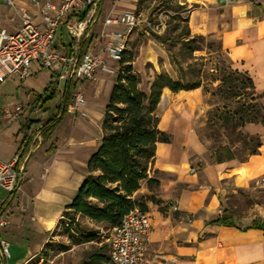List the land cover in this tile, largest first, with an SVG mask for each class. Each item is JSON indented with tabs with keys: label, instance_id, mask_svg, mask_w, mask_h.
<instances>
[{
	"label": "crops",
	"instance_id": "1",
	"mask_svg": "<svg viewBox=\"0 0 264 264\" xmlns=\"http://www.w3.org/2000/svg\"><path fill=\"white\" fill-rule=\"evenodd\" d=\"M181 2L188 7L186 20L190 33L218 39L230 67L251 78L264 108V0ZM13 3L14 6L2 3L1 16L7 25L0 28L7 31L17 28L20 22L16 13L18 6L26 7L34 15L33 21L39 23L32 0H13ZM133 5L129 0H101L93 13L88 35L76 41L61 23L56 29L52 50L62 57L74 58L86 49L94 50L107 39L103 37L99 42L98 38L104 18L111 13L133 11ZM71 18L74 16L68 15L67 19ZM146 55L142 64L150 60L153 63L150 71L158 73L156 52L149 48ZM106 63L111 67L117 64L108 59ZM71 66L58 60L51 69L45 68L44 94H33V99L26 102L27 113L24 107L13 109L20 111V116L13 122L6 121L1 114L5 126L0 131V159L7 161L19 154L18 167L22 169V176L11 194L0 187V218L6 222L0 226V239L7 242L9 252L7 258L0 254V264H28L33 257L41 255L43 244L47 245V233L57 226L63 209L70 203L84 177L86 161L101 137L102 111L114 79L106 85L102 102L96 104L90 90L109 75L98 69L92 75L95 82L85 89L90 77L83 84L84 96L87 95L83 111L87 118L78 113L73 116L76 119L75 137L78 139L84 128L95 126L100 129L97 141L81 155L77 149L75 152H68L69 149L58 150V153L51 151L56 131L62 127L64 131L67 126V112L58 114L60 118L49 136L43 138L40 133L41 124L56 107L57 97L60 96L59 102H63ZM42 68L40 58L32 59L30 76H35ZM7 78L25 86L31 84L26 80L28 77L20 79L10 75ZM200 89L171 91L163 88L160 95L157 126L168 133L170 139L157 142L155 146L151 167L158 171V185L154 190L158 202H145L150 230L144 258L150 264H264V231L241 229L246 225L240 226V217L232 214L223 203L228 194L248 189L250 184L256 185L259 174L264 173V123L248 122L242 126L247 134L258 135L257 153L248 155L244 161L213 162L208 143L198 135L200 124L195 123V110L202 98ZM69 99L66 98L68 104ZM3 131L6 133L4 138ZM61 139H64L63 134ZM78 144L77 148L84 147L82 140ZM137 192L149 193L144 182ZM223 211L232 215L235 225L209 223ZM6 235L14 242L26 244L25 248L9 242ZM32 243L34 246L31 247Z\"/></svg>",
	"mask_w": 264,
	"mask_h": 264
},
{
	"label": "trees",
	"instance_id": "2",
	"mask_svg": "<svg viewBox=\"0 0 264 264\" xmlns=\"http://www.w3.org/2000/svg\"><path fill=\"white\" fill-rule=\"evenodd\" d=\"M164 1L166 6H170L172 0ZM79 17H83V13ZM186 19L187 14L181 17L176 10L175 14H170L163 33L155 35L159 42L167 44L170 48L178 44L179 49L175 56L181 59L198 49V41L204 39L202 35L190 33ZM176 21L184 22L179 33H175L179 27ZM83 45L84 42L81 48ZM218 47L220 49L219 43ZM183 48L187 50L185 53H182ZM170 55L169 58L175 64V57L172 53ZM131 61L130 55L122 56L117 64L116 75L102 111L101 137L86 161L84 177L80 185L57 221V226L72 245L100 242L99 228L109 231L134 205L146 210V201L158 202L154 190L158 185L159 176L158 171L152 169L151 165L156 143L168 142L170 139L169 134L158 129L157 126L159 119L157 105L160 95L163 88L178 91L202 87L199 76L190 78L187 73L182 72L174 78L166 72H158L153 73L146 90H142L139 87V75L133 69ZM224 68L223 75L219 78L220 84L213 88V93L222 94L225 99L235 100L233 103L222 104V110L216 121H212V116L209 117V131L198 130L201 140L208 143L211 160L217 163L235 159L234 147L222 141L221 136L236 134L240 138V128L245 123H264V108L259 99L260 95L254 90L251 78L245 72L240 73L232 69L229 64ZM71 82H67L65 88L61 114L67 110L66 92L71 88ZM241 95L244 96L243 99ZM59 118L52 116L41 124L40 131L43 138L49 136ZM243 140L246 154L239 161H244L248 155L257 153L260 145L258 135L246 133ZM142 182L145 183L149 193L137 192ZM78 216L87 218L97 228L82 227L77 222ZM231 216L223 211L209 223L235 225ZM247 228L264 231V219L253 218L249 224L241 227V229ZM80 264L113 263L109 249L105 243H101L90 248L82 257Z\"/></svg>",
	"mask_w": 264,
	"mask_h": 264
},
{
	"label": "rangeland",
	"instance_id": "3",
	"mask_svg": "<svg viewBox=\"0 0 264 264\" xmlns=\"http://www.w3.org/2000/svg\"><path fill=\"white\" fill-rule=\"evenodd\" d=\"M129 1L134 4L131 8L137 15H139L140 22L131 34L123 56L127 57L130 55L132 57L131 63L133 69L138 73L140 78L139 87L142 90H146L148 81L150 80L153 73H156L150 71V68L153 64L150 60H147L144 64H142L143 58L147 56L146 50L149 48L153 49V52H156L157 54L155 61L159 65V72H166L168 75L174 78L179 76L182 72L187 73L188 77L190 78L199 76L202 83V87H200V90L202 91V98L200 104L195 110V123L200 124V131H209V117L212 116V121H216V117L222 110V104L224 102L233 103L235 100L233 98L225 99V96L222 94L215 95L213 93V88L220 84L219 78L223 75V69H225L224 67L226 64H228L226 54L218 47V39L216 37L204 36V39L202 41H198L197 43L199 48L192 51L188 57L185 56L184 59H181V57L177 55L175 56L177 49H179L178 44L174 48H170L167 44L159 42L155 35H160L163 33L166 28L167 21L170 18V14H175L176 10L181 17L185 16L188 9L186 4L182 5V0H172L170 6H166L164 0ZM3 11L2 3H0V26L7 25L1 16ZM176 23H178L179 27L175 33H179L182 31V25H184V22L176 21ZM186 51V49H182V53H185ZM160 53H162L163 56H160ZM170 53H172V56L175 57V64L172 63V60L169 58V56H171ZM167 61L169 62V65L167 64ZM46 75V69L42 68L35 76H28L26 80L31 84L28 83L26 86L11 78H7L4 82L0 83V131L3 130L5 126L4 121L1 119V110L4 107H8L10 109L24 107L25 112L27 113L29 108L27 107L26 102L30 99H33V94L34 96L37 93L44 94L43 84ZM115 75L116 72L105 76L103 75L105 77L103 81L99 82L95 88L90 90V94L92 97H94L96 104L102 102L106 92V85L110 83L111 79L115 78ZM89 80V82H86L85 89L87 88L86 86H88L91 82H95L93 77H91ZM31 88L33 89V92L30 91ZM85 89L83 87V90ZM68 92L67 98H70L69 100L72 101V84ZM86 96L87 95H85V105ZM243 98L244 96L241 95V99ZM59 101L60 96H58L56 99V107H54L53 112L46 116V118L58 116V114L62 115L61 109L63 108V102L61 103ZM51 102L52 101H50V103ZM69 104H71V102ZM69 104L66 103V107ZM159 112H161V109L157 110L158 116ZM67 114L68 116H66V119H69L67 121V126L65 127L64 131L63 127L60 131H56V136L53 139L54 142L52 144L53 146L51 147V151L55 150V152L58 153V150L61 151L62 149H69L68 152H75L77 149L78 154H85V152L88 150V147L93 145L97 137H100V129L95 126L88 129L84 128V133H81L77 139L73 130L76 120L73 116L76 115L70 112H67ZM81 117L84 119L87 118L86 115H81ZM63 122L65 124L66 121L64 120ZM240 130V138L237 137L236 134L226 137L221 136L222 141H225L234 147L235 159L233 160L236 161H239V159H241L246 154V150L243 147V136L246 134V132H244L242 128H240ZM221 131L224 130L221 129ZM62 134L64 136L63 140L61 139ZM5 135L6 133L3 131V138ZM80 136H83V138H80ZM81 140L82 144L84 143V147L77 148L79 145L78 143H80ZM223 203L225 207H227V209L232 212V214L234 213L240 217L238 218L240 226L249 224L253 218L264 219V191L254 184H250L248 189H240L234 194H228ZM76 219L82 227L97 228L96 226L92 225L90 221L87 220V218L78 216ZM99 229L101 232V237L99 239L100 242L94 241L72 245L70 244L68 237L62 233L59 226L53 227L47 233V245L43 244L41 255L38 254L37 256L33 257L31 260H29L28 264H80L82 257L93 246L105 243L107 249H109V231L102 228ZM5 238L8 239L9 242L14 244L17 243L16 241L15 243L14 239H12V237L9 235H6ZM16 245L22 248H25L26 246V244L20 242H18ZM30 246L32 247L34 244H30Z\"/></svg>",
	"mask_w": 264,
	"mask_h": 264
},
{
	"label": "built area",
	"instance_id": "4",
	"mask_svg": "<svg viewBox=\"0 0 264 264\" xmlns=\"http://www.w3.org/2000/svg\"><path fill=\"white\" fill-rule=\"evenodd\" d=\"M101 0H32L36 7L35 15L39 23L33 21V14L24 6H18L16 13L20 20L17 28L7 31L0 28V83L8 76L16 75L24 79L31 75L30 61L40 58L44 68L51 69L55 61L70 63L69 79L72 81V101L66 111L72 114L85 115L83 107L85 96L83 84L98 69L105 74H113L117 67H111L106 59L118 64L127 42L135 27L140 22L134 11L125 10L117 15H107L99 33V42L107 37L104 44L94 50L86 49L77 58L62 57L52 50L55 32L59 24L65 25L67 33L79 41L86 37L90 30L91 20ZM14 6L13 0H0ZM83 13V17H79ZM68 15L74 18L67 19ZM67 19V20H66ZM3 118L13 122L20 116L19 110L4 107ZM19 154H14L7 161L0 159V187L11 194L22 176L18 167ZM256 186L264 191V173L259 174ZM176 209L177 206L173 205ZM149 215L146 210L134 205L118 223L109 230V255L113 264H150L144 258L150 230ZM0 218V226L5 225ZM0 254L3 258L9 255L8 244L0 239Z\"/></svg>",
	"mask_w": 264,
	"mask_h": 264
}]
</instances>
